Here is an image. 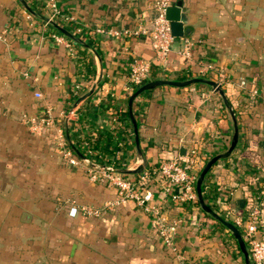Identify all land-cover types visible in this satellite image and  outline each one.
<instances>
[{"label":"crops","instance_id":"1","mask_svg":"<svg viewBox=\"0 0 264 264\" xmlns=\"http://www.w3.org/2000/svg\"><path fill=\"white\" fill-rule=\"evenodd\" d=\"M48 1L0 0V220L8 222L0 235L8 236L9 259L22 256L23 264H246L230 231L200 205L164 206L167 215L184 221L177 254L153 229L151 217L130 202L99 217L79 213L83 206L100 209L114 202L115 190L92 183L82 159L78 165L68 162L55 128L37 135L26 118L44 117L50 108L69 146L98 136L114 151L101 157L130 168L137 163L129 111L133 92L127 85L131 58L154 63L152 80L203 77L201 68L212 65L226 77L222 86L236 109L240 139L232 156L208 174L204 198L230 222L258 203L264 240V0H172L183 3L190 22L164 63L156 60L148 36L123 34L139 25L150 27L159 0H58L62 12L76 21L63 28L81 29L78 38L88 48L68 37L71 47L52 39L61 32L29 10L43 14ZM186 43L189 58L182 54ZM133 110L149 168L184 157L190 141L211 157L231 145L233 121L209 86L146 92ZM156 198L169 197L158 189ZM225 203L233 209L229 216ZM72 208L78 210L75 217Z\"/></svg>","mask_w":264,"mask_h":264},{"label":"built area","instance_id":"2","mask_svg":"<svg viewBox=\"0 0 264 264\" xmlns=\"http://www.w3.org/2000/svg\"><path fill=\"white\" fill-rule=\"evenodd\" d=\"M172 5H174L172 0L157 1L155 5L157 13L151 21L150 27L139 25L134 30H128L123 33L126 36L136 38L148 36L152 42L156 60L161 63L167 60L177 39L172 34L171 23L166 19V10ZM45 7L46 10L44 9L43 14H39L48 18L50 22H55L60 27H63L65 23H76L73 17L66 16L62 12L58 0H49ZM46 25H50V23L46 22ZM70 29L69 31H71ZM98 32L102 33L103 30H99ZM73 34L79 37L83 34V31L77 29ZM115 34L118 35L117 33ZM52 39L60 45L67 47H71L72 45V42L61 33L54 34ZM190 51V43H186L182 51L183 56L189 58ZM216 72V69L212 65H205L200 70L204 78H209L223 85L226 82L225 75L222 72ZM155 73L153 62L132 57L128 67V88L133 93L136 92L144 84L153 81ZM241 84L245 85V83ZM81 88V85H77V94L80 93ZM38 97H41V95L39 94ZM26 123L31 131L37 135H42L46 129L55 128L60 150L71 165H78L81 161V155L99 166L123 168L115 159L111 161L108 158L99 156L86 140L77 146L70 147L64 138L63 128L58 126V119H56L54 112L50 108L45 111L44 117H29L26 118ZM97 137L95 136L94 138ZM211 158V156L202 150L200 143L190 141L184 157H177L157 167L152 166L148 171L137 176H124L107 170L95 169L86 164L89 180L92 183L110 185L116 192V200L106 203L100 209L83 206L79 213L89 217H99L106 209H114L124 203L130 202L151 217L153 229L163 240L164 244L177 254L176 237L184 221L181 217L171 218L164 212V206L167 202L180 206L187 203L199 205L196 190L197 182L201 171ZM158 189L163 190L169 198L158 200L156 198ZM223 207L225 208L226 216L233 213V209L229 203H225ZM77 213L78 210L72 208L70 215L75 217ZM261 218V208L258 203H255L250 207L245 216L235 215L231 221L239 229L249 249L253 264H264V240L260 236Z\"/></svg>","mask_w":264,"mask_h":264},{"label":"water","instance_id":"3","mask_svg":"<svg viewBox=\"0 0 264 264\" xmlns=\"http://www.w3.org/2000/svg\"><path fill=\"white\" fill-rule=\"evenodd\" d=\"M29 10L35 17H37L38 19L43 20L45 22H49L50 25L54 26L58 31H60L63 35H65L69 39H71V40L75 41L76 43L81 44V45L88 48V46L80 38H78L76 35H74L70 31H68L67 29L58 26L55 22H50L48 18L38 14L34 10H32L30 8H29ZM166 19L171 23L173 36L177 39L184 38L186 35L184 28H185V26H187L189 24L190 19H189V16L187 14L183 13V3L182 2H177L176 4L167 8ZM192 85H205V86L211 87L213 89L214 93L219 95L221 97V99L223 100V102H224V104H225V106H226V108H227V110L231 116V119L233 121V127H234L233 128V137H232V141H231V145H230L229 149L225 153H222V154H219V155L212 157L207 162V164L205 165V167L203 168V170L200 173V176H199V179L197 182V187H196L199 205H200L201 209L206 214L211 216L213 219L218 221L220 224L225 226L230 231V233L233 235L234 239L237 241V243L240 247V250H241V252L245 258V263L246 264H253L252 259L250 257L249 249H248L246 243L244 242L239 229L235 225H233L231 222L225 220L220 215L215 213L213 211V209L207 205L205 198H204V193H203L204 182H205L208 174L212 170V168L218 162L223 161V160H227L232 156L233 152L235 151V149L238 146L239 139H240V130H239V124H238V118H237L236 111L231 106L230 101H229V99L225 93V90L223 89V86L219 82L211 80L209 78H204V77H196V78H190V79H185V80L158 79V80L149 81L148 83H146L142 87H140L136 92H134L130 96V99H129L130 119H131L133 129H134L135 147H136V151H137V163H136V165L133 167H130V168H111V167L96 165L81 155H80V158L86 164H88L89 166H91L95 169L107 170V171L118 173V174H121L124 176H137V175H140V174L148 171L149 164H148L147 159L144 155V152L141 148L138 121H137V118H136V116L134 114V110H133L134 101L140 95H142L146 92H152V91L159 89V88H162V87H174V88H180L181 89V88L190 87ZM97 86L98 85H95L93 90H91L87 95L80 98L75 103L70 114L76 109V107L80 103L86 101L87 99H89L91 97V95L93 94V92ZM244 206H245V202L240 201L239 202V208L242 209V208H244ZM238 216H241V214H238Z\"/></svg>","mask_w":264,"mask_h":264},{"label":"rangeland","instance_id":"4","mask_svg":"<svg viewBox=\"0 0 264 264\" xmlns=\"http://www.w3.org/2000/svg\"><path fill=\"white\" fill-rule=\"evenodd\" d=\"M7 224V220H0V228H3L4 233ZM8 247H10L8 243V236L6 234L0 235V264H13V260L15 261V264H23L22 256H18L16 259H9L10 252L8 251Z\"/></svg>","mask_w":264,"mask_h":264},{"label":"trees","instance_id":"5","mask_svg":"<svg viewBox=\"0 0 264 264\" xmlns=\"http://www.w3.org/2000/svg\"><path fill=\"white\" fill-rule=\"evenodd\" d=\"M184 78L183 77H180L179 80H183ZM231 106L234 108V105L232 104V102H230ZM234 110L236 111V109L234 108ZM237 114V112H236ZM58 124H62L61 121L58 123ZM108 139V144L111 145L112 142H113V136H112V133L110 134H106L105 135ZM101 138H95V139H92L91 137L88 138L86 141L88 142V144L91 146V148L99 155V156H102V155H105V154H108L110 156H113L114 155V151L110 148H106L105 146L101 145ZM71 147V145H70ZM204 190H205V186H204Z\"/></svg>","mask_w":264,"mask_h":264}]
</instances>
